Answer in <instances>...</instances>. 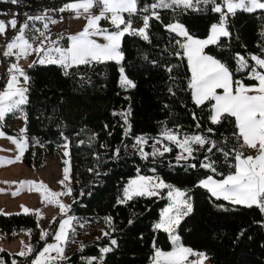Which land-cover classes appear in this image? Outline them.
Listing matches in <instances>:
<instances>
[{"label":"trees","instance_id":"obj_1","mask_svg":"<svg viewBox=\"0 0 264 264\" xmlns=\"http://www.w3.org/2000/svg\"><path fill=\"white\" fill-rule=\"evenodd\" d=\"M145 1L148 0H138V9L143 8ZM200 7L203 10L193 11L182 6L158 9L160 19L153 18L149 22V40L140 35L122 37L123 59L119 63L105 61L80 66L71 69L67 76L61 67L52 64L32 62L29 64L32 67L25 68L29 77L25 85L28 102L21 112L15 113L23 114L27 129L23 133L28 140L24 161L31 169L40 167L66 143L73 186L70 213L86 225L90 223L87 226L100 230L98 233L89 231L100 235L83 243V250L81 246L69 251L61 261L88 264L89 257L95 256L98 259L92 264H149L156 247L170 249L168 233L154 227L160 209L168 202L165 189L159 195L136 196L119 203L130 176L154 174L186 188L191 197L192 211L176 229L181 244L202 251L210 264H264V214L256 206L248 208L216 199L199 186L203 177L223 178L234 172L231 167L236 163L234 153L226 158L217 149L225 152L236 149L244 155L250 149L241 148L242 142L234 135L237 131L234 118L225 116L221 123L212 124L211 102L196 106L188 87L191 72L187 59L175 55L182 52L176 45L181 38L167 30L166 23L179 21L190 34L204 37L211 24L218 21V14L212 12L209 5ZM140 13L144 12L138 11L132 16L125 13L124 17L137 18ZM227 26L231 36L220 38L204 51L226 63L234 73V80L252 83L255 80L235 71L236 57L237 54L246 57L261 54L264 11H237L229 18ZM120 65L133 80L134 88L121 85ZM169 67L171 72L167 70ZM120 113L127 114L126 122ZM15 114H9L8 118ZM2 127L21 136L20 130L9 128L5 122ZM209 128L213 129L211 133L207 131ZM165 129L178 133L180 138L193 133L204 135L215 142L216 148L208 152V145H194L195 158L177 162L179 147L161 137L172 148L171 152L147 159L138 153L137 136L148 138L145 149L151 152L154 138ZM208 162L213 163L216 172L201 166ZM192 164L196 167L189 166ZM55 218L56 222L52 220L47 226L46 231L50 233L47 239H41L42 229L32 211L0 213V231L7 232L11 238L17 230L28 229L33 251L23 258L31 262L56 232L60 215ZM104 232L109 235L105 236ZM111 239L117 244L111 245ZM106 246L112 250L101 253L100 249ZM0 256L3 264L12 263L7 250H1Z\"/></svg>","mask_w":264,"mask_h":264},{"label":"snow or ice","instance_id":"obj_2","mask_svg":"<svg viewBox=\"0 0 264 264\" xmlns=\"http://www.w3.org/2000/svg\"><path fill=\"white\" fill-rule=\"evenodd\" d=\"M4 2L17 4L18 0H4ZM201 5H211V11L219 16L218 21L211 24L210 34L206 39L194 37L179 22L167 25V30L181 38L176 41V45L182 52H176L175 55L177 57L183 55L187 59L191 72L188 87L191 89L192 98L196 106L200 107L205 105L206 102H211L209 119L212 124L221 123L222 118L225 116L234 118L237 129L234 135L238 141L242 142L241 148L249 147L255 150L257 154L255 156H245L242 151L236 149L231 150V152L217 149L226 158L234 153L233 158L236 163L231 166L234 172L220 180L213 179L211 176L207 177L200 181L199 186L207 189L211 196L216 199L222 198L234 205H242L248 208L256 206L264 214V46H259L260 55L249 54L246 57L245 55L237 54L236 57L237 67L235 71L245 73L248 79L256 81L255 85H245L242 80H234V73L226 63L208 55L204 51L206 46L217 44L220 38L231 36L227 26L228 20L230 17L235 16L237 11L248 13L264 11V0H153L150 5H146L142 9H138V0H73V2L66 3L59 11H74L76 18L87 14V23L82 31L68 37L70 41L68 47H61L58 40H52L50 36L46 35V31L49 28L48 22L43 24L44 31L37 28L33 29L36 35L26 34V30L30 28L27 21H43L47 19L53 24L57 21L43 15L28 16L25 14L26 21L20 26L17 35L6 44V50L2 55L6 58L15 57L19 59L35 53L40 56V59L33 61V64L57 65L63 69L65 76L70 74L71 69L80 66H90L93 63L105 61L119 63L123 59L121 51L122 37L125 34H131L140 35L144 40H149L147 29L150 27V20L153 18L156 20L160 19L157 9H171L174 6H182L185 9L201 11L203 10L200 7ZM93 8H99L98 14L92 12ZM138 11L151 12V15H144L142 17L143 27L134 29L132 28L131 20H125L124 14L127 13L132 16L136 15ZM102 19L109 20L115 30L109 31L101 27L99 22ZM17 23L16 18L8 21L0 19V36L5 35L8 28L16 29ZM261 36H264V31L261 32ZM93 37H102L105 42L100 43ZM60 39H63V37H60ZM36 41L39 42L36 43ZM249 60L252 61L251 64ZM32 66L29 65V67ZM167 70L171 72L172 68L169 67ZM7 71L10 74L9 79L5 88L0 89V138L8 139L15 145L19 152L17 159H20L28 147V140L23 136L27 129H21V137L17 139L8 136L3 131L2 124L7 115L21 112L23 110L22 106L28 102V89L20 86V77L25 82L28 81L29 77L18 63H12ZM119 71L122 74L121 85L134 88L136 86L134 82L123 75V67ZM217 90H222V93ZM120 115L125 117L126 122L127 114L120 113ZM193 119H196L195 113H193ZM197 127H199L198 123ZM207 131L211 133L213 129L209 128ZM161 136L181 149L180 154L176 157L177 162L186 161L189 158L194 159L193 154L196 151V148L193 147L194 145L199 147L208 145V152H212L216 148L214 141L200 134L184 135L181 139L178 133L165 129ZM147 143L148 138L144 136L136 139L137 149L145 159L149 156L156 157L172 151L171 147L163 145L162 140L158 139L152 145V151L146 152L144 145ZM157 144H161L162 147H157ZM64 146L67 148V144ZM118 151L115 154L118 155ZM67 155L68 152L66 151L65 156ZM65 163L67 164L68 162L65 161ZM189 166L196 167L195 164ZM201 166L216 172L212 162L203 163ZM69 171V167H65L63 179L59 181L66 188V191L63 192L50 191L43 182L37 184L34 181H22L20 184L21 187L29 185V191L36 190L41 192L43 203L55 204L59 207L62 215H67L71 206L63 204L58 197L72 195L71 187L65 183L70 180ZM164 188L168 189V197L171 203L162 211L161 219L154 227L168 233L175 247L171 252H163L157 249L153 257V264H203L207 256L204 253H194L191 248L184 247L180 243V237L176 234V229L179 227L183 217L192 211V205L189 202L190 197H187L186 191L166 184L158 177L139 176L129 182L124 189L123 199L119 203H126L136 196L159 195V190ZM16 194L19 193H14V195ZM21 208L25 214L32 211L42 218V213L39 209L29 210L26 206H21ZM74 219L76 218L69 216L59 223L58 230L54 233L56 243L46 244L38 253L33 264H55L58 260L66 259L63 245L67 243L69 231L75 230L72 227ZM108 219L111 221V218ZM52 222L55 223L56 218ZM49 234L48 231L42 230L41 239H47ZM103 234L105 236L109 235L107 232ZM240 235H243V232ZM110 243L111 245H116L117 241L111 239ZM26 249V251L22 250L17 255L24 257L33 251L31 246H26ZM81 250H83V246ZM111 250V247H104L100 249V252L108 253ZM53 252L56 254L55 256L52 255ZM191 256H197L199 259L190 260L189 257ZM97 259L95 256L89 258L88 264H92ZM0 264H3V262L0 261ZM13 264H16V262L13 261Z\"/></svg>","mask_w":264,"mask_h":264},{"label":"crops","instance_id":"obj_3","mask_svg":"<svg viewBox=\"0 0 264 264\" xmlns=\"http://www.w3.org/2000/svg\"><path fill=\"white\" fill-rule=\"evenodd\" d=\"M71 1L72 0H69V1L65 2V4L70 3ZM156 11H158V9ZM94 14H98V13H94ZM144 15H151V12L140 13V14H138L137 18L125 17V20L130 19L131 24H132V28L139 29V28L143 27L142 17ZM47 18H50L52 20H56L57 22L53 24V23H50L47 19L43 20V21H30L29 33H31V34L34 33L33 29H37V28L43 31V24L45 22H48L49 28L58 27L60 29L61 33L59 32L58 34H62L63 39H62V41H59V45L61 47H65V48L70 45V41L68 40V37H70L73 34L78 33V32L73 31L74 28L83 27L85 25L86 20H87L86 14L81 15L80 18H76V14L74 11L72 12V14H70L66 17H63V18H55V17H47ZM65 19H67V24H65V21H66ZM176 22H179V21H176V20L169 21L168 23H166V26L170 25V24H174ZM99 23H100L101 27L106 28L109 31L115 30L114 26L110 22H107L104 19H102ZM179 23H181V22H179ZM16 30H19V28L17 27L16 29L13 30V32L10 31V34L8 35V37H13L16 34ZM52 31L53 30H50V31L48 30L49 36L51 35ZM209 34H210V30L206 36L200 37V39H206ZM93 39H96L100 43L105 42L102 37H93ZM61 44H63V45H61ZM257 55H260V54H257ZM32 56L33 57H31V59H29V61H31L30 63H32L33 61L39 60V58L36 57V54L33 53ZM29 64H26L25 68ZM120 79H121V75H120ZM244 84L245 85H255L256 81H254L252 83H244ZM233 87H235V85H233ZM217 91L219 93H222V90H217ZM12 117H15L20 122V124L18 126H15L17 128L15 130L23 129L24 128L23 114L18 113V114L12 115L11 119H12ZM11 119L8 118V115H7L5 120L3 121V123L5 122L9 128H11V125H12L10 123ZM2 129L8 136H11V137H14L17 139H19L21 137L20 135L7 132L6 130H4L3 127H2ZM256 154H257L256 151L250 148L248 153L245 156H247V155L255 156ZM24 155H25V152H24L23 156L20 157V159H17V156H19V152L15 148V145H13L10 142V140H8V139L0 138V213H5V214H8V213H24L21 206H26L29 210L39 209L40 212L42 213V218H41V216H38L37 214H36V216L39 220L41 229L45 230V231L47 229L48 224L55 218L56 215H60L59 223L63 219L68 218L69 216L75 217L76 219L73 220V224H72V227L75 230L69 231L67 243L63 245L64 257H67L69 255V253H68L69 251H71L75 248H80L82 246V244L85 243L87 240H89L95 236H99L100 234H95V233L89 232V231H94L95 229L94 228L90 229V227L87 226L90 223L89 224L87 223V225H86L84 222L80 221L74 214L70 213V209H69L67 215H62L59 207L56 206L55 204H48V203L42 202L41 192H38L36 190L29 191L28 190L30 187L29 185H24L23 187H21L20 182H22V181H34V182H37V184H39V182H43V184L46 185L50 191L59 192L58 190L54 191L53 189H51L54 186V184H53V182H51L48 179V174L51 175V172L50 173L46 172L45 164L40 166V167H36L34 169H31L25 163ZM227 175H225L223 178H225ZM210 176L213 179H217V180L223 179V178H216L212 175H208L206 177H203L201 180H204ZM47 180H48V182H47ZM200 181H199V184H200ZM17 192L19 194L14 195V193H17ZM58 199L65 205H69V203H70V201L65 200L66 199L65 196H60V197H58ZM121 199H123V194H122ZM59 223H58V225H59ZM81 225H84V226L81 227ZM57 230H58V227H57L56 231ZM80 231L82 233H79ZM24 243H26V246H31L30 232L28 229L17 230L15 232V234L13 235V237H11V238L8 237L7 232L0 231V251L5 249L11 254V256H12L11 257V261H12L11 264H13V261H15V260H16V264H17V262L19 263V258L21 256L17 255V253H19L22 250L23 251L27 250ZM49 243H56V241L54 239V235L49 240L45 241V243L39 249V251L35 254V256L30 259L31 264H33V261L37 258L38 253L43 249V247H45L46 244H49ZM183 246L187 247L185 245H183ZM187 248H189V247H187ZM171 249H172V247L168 250H164L163 252H169V251H171ZM153 254L155 255V253H153ZM52 255L55 256L56 254L53 252ZM154 255H152L149 264H153ZM91 257H93V256H91ZM91 257H89V258H91ZM1 259L2 258L0 256V260ZM189 259L190 260H196L199 258L189 257ZM55 264H71V263L58 260L55 262ZM203 264H210L208 256H207V259L204 260Z\"/></svg>","mask_w":264,"mask_h":264},{"label":"rangeland","instance_id":"obj_4","mask_svg":"<svg viewBox=\"0 0 264 264\" xmlns=\"http://www.w3.org/2000/svg\"><path fill=\"white\" fill-rule=\"evenodd\" d=\"M71 2H73V0L71 1ZM153 2V0H148V1H145L144 2V4H143V6H146V5H150L151 3ZM82 11V10H81ZM92 12L93 13H98L99 12V10H94V9H92ZM87 15V14H86ZM66 21H65V24H67V19H65ZM110 22V21H109ZM86 23H87V20H86V22H85V25H86ZM85 25L83 26V27H76V28H74V30L73 31H75V32H80V31H82V29L85 27ZM184 25V24H183ZM30 30V29H29ZM48 30L50 31V30H53L52 31V33H51V35H50V37H51V39L52 40H58V41H62V39H60V37H62L63 35L62 34H58L59 32H60V29L58 28V27H55V28H48ZM48 30L46 31V35H48L49 34V32H48ZM43 31H44V29H43ZM17 33H18V30H16V34L15 35H17ZM61 33V32H60ZM31 34V33H30ZM58 34V35H57ZM14 35V36H15ZM31 35H36V33L34 32V33H32ZM74 35V34H73ZM13 36V37H14ZM49 36V35H48ZM209 36V35H208ZM207 36V37H208ZM13 37H8L7 38V40H6V44L8 43V42H10L11 41V39L13 38ZM194 37H196V38H200L199 36H194ZM39 41H36V43H38ZM6 44L3 46V50L5 51L6 50ZM61 45H63V44H61ZM35 54V53H34ZM33 54H31V55H28L26 58H19V59H17L16 58V63H18L19 64V66L21 67V68H23V70H24V72H25V65L26 64H29L31 61H29V59H31V57H33L32 56ZM36 57L37 58H39L40 59V56L39 55H37L36 54ZM122 67V65H120V68ZM9 67H4V65H3V63L1 62V58H0V89H4L5 88V86H6V82H7V80L9 79V73H8V71H7V69H8ZM124 69V68H123ZM26 73V72H25ZM17 75H19L18 73H17ZM122 75V74H121ZM123 75L124 76H126L128 79H130L128 76H127V74L125 73V70H124V73H123ZM121 80V79H120ZM130 80H132V79H130ZM20 81H21V83H20V86H22V87H25V84L27 83V82H25L24 80H23V78L22 77H20ZM123 87H125V86H123ZM193 134H195V133H193ZM193 134H186V135H193ZM201 135V134H200ZM142 136V135H141ZM138 137H140V136H137L136 137V139L138 138ZM145 137V136H144ZM161 135H159V136H157L156 138H154V141H156V140H161ZM184 136H182V138H183ZM147 138V137H146ZM181 138V139H182ZM136 139H135V146H136ZM162 142H163V140H162ZM155 143V142H154ZM153 143V144H154ZM66 144V143H65ZM65 144H62L60 147H58V152H57V154H55V155H52V156H49V157H47L46 158V160H45V167H46V172L47 173H50L51 172V175L50 174H48V179L51 181V182H53V184H54V186L51 188V189H53L54 191H59V192H63V191H66V188L64 187V186H62L60 183H59V181H61L62 179H63V176H64V169H65V167H69V169H70V171H69V176H70V180L69 181H66L65 183L66 184H69V186L71 187V189H72V195H71V197H70V199H65L66 201H71V198L73 197V186H72V177H71V157H70V153H69V149H68V145H67V148H65ZM163 145H166L164 142H163ZM157 147H162V145L161 144H157L156 145ZM136 149H137V146H136ZM144 150L146 151V149H145V145H144ZM68 152V155L67 156H65V152ZM137 151H138V149H137ZM147 152V151H146ZM180 152H181V149H180ZM138 153L140 154V152L138 151ZM141 155V154H140ZM65 161H67L68 163L66 164L65 163ZM139 176H145V177H150V178H157L158 176L157 175H154V174H152V175H144V174H136V175H133V176H130L129 178H128V180L126 181V183H125V185H124V187H123V189H122V194L124 193V189L128 186V184H129V182L130 181H132V180H134V179H137ZM51 178V179H50ZM159 179H161L160 177H158ZM163 180V179H162ZM166 184H169V185H172V186H174L175 188H178V189H180V190H182V191H186V193H187V197H190V195L188 194V190L186 189V188H184V187H179V186H177V185H175V184H173V183H171V182H168V181H165V180H163ZM47 182H48V180H47ZM165 190H166V192H165V195H166V197H167V199H168V202L160 209V215H159V217H158V219L157 220H155V222H154V226H155V224L156 223H158L159 221H160V219H161V213H162V211L165 209V208H167L168 207V205L171 203V200H170V198L168 197V189H166V188H164ZM162 189H160L159 190V192L161 191ZM186 197V198H187ZM190 203H191V197H190V201H189ZM98 231H100L99 230V228H96V230H95V233H98ZM176 234L178 235V233H177V230H176ZM169 235V234H168ZM179 236V235H178ZM169 238H170V236H169ZM170 241H171V239H170ZM171 243H172V241H171ZM24 245L26 246V243H24ZM174 245H173V243H172V249H171V251H173L174 250ZM157 249H159V248H155V250H154V253L156 252V250ZM160 251H164V250H162V249H159ZM171 251H169V252H171ZM154 255V254H153ZM15 262H16V260H15ZM17 264H19L18 262H17Z\"/></svg>","mask_w":264,"mask_h":264},{"label":"built area","instance_id":"obj_5","mask_svg":"<svg viewBox=\"0 0 264 264\" xmlns=\"http://www.w3.org/2000/svg\"><path fill=\"white\" fill-rule=\"evenodd\" d=\"M69 0H18L17 4H12L11 2H4V0H0V19L8 21L12 18H16L18 23L17 27L20 26L26 21V15L28 16H46V17H55V18H63L70 14L73 11H64L60 12L59 10L65 5V2ZM211 8L212 6L209 5ZM94 10H99V8H93ZM231 18V17H230ZM219 19V16H218ZM107 22L109 20L104 19ZM30 26V21H27ZM30 29V28H29ZM14 29L8 28L5 35L0 36V58L4 67H9L12 63H16L15 57H3L2 53L4 52L3 46L6 44V40L10 31L13 32ZM30 30H26V34L29 33ZM11 129H17L15 126L20 124L19 120L15 117H12ZM71 196H65V198L70 199ZM92 229L93 226L90 225ZM194 253H203L202 251H194ZM194 258H199L197 256H191ZM19 264H31L26 261L23 257L19 258Z\"/></svg>","mask_w":264,"mask_h":264}]
</instances>
